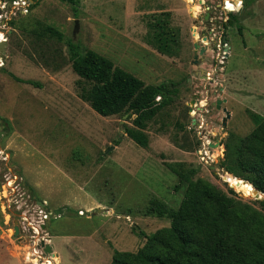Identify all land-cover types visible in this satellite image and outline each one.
<instances>
[{"label":"rangeland","instance_id":"374dc122","mask_svg":"<svg viewBox=\"0 0 264 264\" xmlns=\"http://www.w3.org/2000/svg\"><path fill=\"white\" fill-rule=\"evenodd\" d=\"M220 1L80 0L73 12L58 0H39L0 27L6 43L0 66V125L5 130L0 144L15 135L23 147L17 150L15 141L12 148L31 162L28 172L35 165L43 168L46 161L54 163L81 194L73 192L72 198L83 216L66 207L64 213L41 209L60 219L49 217L37 238L52 225L71 221L64 230L73 239L52 251L57 255L53 261L109 264L113 250L134 253L144 236L167 228L169 218L145 215V210L150 198L177 210L186 184L174 188L176 176L168 166L195 169L192 180L210 183L236 202V211L253 214L263 227V195L254 198L244 176L227 173L222 162L225 144L253 130L252 115L264 119V0L245 7L240 3L235 20L225 28L230 19L228 14L225 23L219 19ZM160 24L170 46L166 54L156 49L161 46L154 37ZM68 42L106 58L144 85L180 82L173 102L145 123V149L126 135V129H135L134 114L101 117L79 99L89 84L72 72ZM7 73L40 88L16 82ZM222 109L229 115L224 126ZM8 166L20 176L11 160ZM5 172L0 166V264H28L24 257L31 252L30 226L37 223L39 207L24 182L13 195L5 191ZM88 205L92 208L85 211ZM98 209L103 212L95 214ZM9 241L17 246V257L9 254Z\"/></svg>","mask_w":264,"mask_h":264},{"label":"trees","instance_id":"16d2710c","mask_svg":"<svg viewBox=\"0 0 264 264\" xmlns=\"http://www.w3.org/2000/svg\"><path fill=\"white\" fill-rule=\"evenodd\" d=\"M58 1L68 4L73 12L80 2ZM253 1L242 0V7ZM38 2L31 0L29 9L35 8ZM228 16L230 20L224 28L235 20L233 13ZM159 26L154 37L161 46L157 45L156 49L166 54L170 46L166 45V38H162L165 31L161 24ZM46 30L60 38L58 33ZM237 32L241 34L240 27ZM171 37L169 34L168 41ZM67 54L72 72L89 84L88 89L80 90L79 99L101 117L134 114L135 129H126V135L135 145L145 149L148 144L143 133L145 123L173 102L180 82L144 85L113 67L106 58L90 50H81L77 43H67ZM7 75L16 82L40 88L37 82L19 79L11 73ZM252 118L255 126L248 135L225 144L222 168L229 174L244 176L253 190L264 195V119L259 115H252ZM168 169L176 176L174 188L186 184L181 202L177 210L169 211L165 204L150 198L145 215L167 217L169 226L144 236V244L134 253L113 250L109 264H264V225L260 228L253 214L236 211V202L210 183L192 180L195 169L181 171L173 166Z\"/></svg>","mask_w":264,"mask_h":264},{"label":"crops","instance_id":"0c3cea01","mask_svg":"<svg viewBox=\"0 0 264 264\" xmlns=\"http://www.w3.org/2000/svg\"><path fill=\"white\" fill-rule=\"evenodd\" d=\"M15 141L18 142L17 150L21 151V147H23L22 143L21 141L16 139L15 135H13L5 142V146L8 150H10V160L14 163V166H16L20 172L19 174L21 182H24L23 184H25L28 192H30V194L34 198H36L34 201L41 202L43 204L42 209H63L62 213H64V209L66 207L68 209H71V211H76V213L81 212V216H83L84 212L81 209L77 208L75 204L76 201H74V199L72 198L73 192L76 193L77 191H79V187L70 186V184L68 183V174L64 170V168L46 161L43 168L35 165V167L31 169L30 172H28L31 167V162L27 159V157H21L20 155H18V151L12 148V146H15ZM65 193H69L71 195V198H65ZM77 194L81 195L78 192ZM91 208L92 207L88 205L85 211H90ZM69 222L71 221H60L59 223L52 225L49 228V231L46 232L48 234V246L50 247L51 251L54 250L55 252H57L60 245L64 247L69 246L70 241L73 239V236L71 235V233L64 230V227ZM9 242H11L10 245H12L13 248L11 252L9 251V254L11 256L17 257L18 252H16L14 249V247L16 248L17 246H15L12 241ZM55 252H53V254L56 255Z\"/></svg>","mask_w":264,"mask_h":264},{"label":"built area","instance_id":"2783aa9c","mask_svg":"<svg viewBox=\"0 0 264 264\" xmlns=\"http://www.w3.org/2000/svg\"><path fill=\"white\" fill-rule=\"evenodd\" d=\"M241 1L238 0H221L218 4V9L223 13L221 16H219V19L222 20V22H226V14L229 13H236L238 7L240 6ZM30 1L29 0H9V1H0V27L5 28L6 23L9 20L10 17H13L17 12L18 13H27V8L29 7ZM230 9H228V6ZM237 7V8H236ZM236 8V9H235ZM228 17V16H227ZM0 38L3 40L0 42H5V37L3 36V33L0 32ZM0 66H1V59H0ZM10 162V154L5 146H2L0 144V166L4 167L6 169V172L3 173L2 177L5 180L4 182V189L5 191H8V194L13 195L15 191H18L20 188V176L16 174L14 171L9 169L8 164ZM34 205H36L34 203ZM37 223L35 226H30L31 231L33 232V241H32V248L31 252L27 253L25 255L24 260L25 262H28V264H55V262L52 260L53 258V252L50 251V254H45L43 252V246L42 245H48V238L47 234L44 232V236L37 238L38 230L44 231V222L49 219V217L52 218H59L60 215L57 214L53 216L52 214H49L48 212H44L41 209L37 208ZM78 215H82L81 212H77Z\"/></svg>","mask_w":264,"mask_h":264},{"label":"water","instance_id":"95a60500","mask_svg":"<svg viewBox=\"0 0 264 264\" xmlns=\"http://www.w3.org/2000/svg\"><path fill=\"white\" fill-rule=\"evenodd\" d=\"M238 1H240V0H238ZM204 19H206V17H205ZM76 30H77V23H76V21H74V25H73V29H72V40L74 39V36H75ZM5 46H6V43H5V42H0V59H3V57H4V48H5ZM194 48H196V45H194ZM199 53H202V49L199 51ZM193 60H194V61H193V64H197V61H196V55H194V59H193ZM219 104H220V101H216V102H215V108H216V109H219ZM222 111H223V113H224V118H223L222 121H221V125L224 126V124H225V119H227V118L229 117V115H228V113H227L224 109H222ZM4 132H5V130H4L3 126L0 125V139H1L2 136L4 135ZM111 149H112V147H111ZM252 194L254 195V198H258L259 195H260V194H258V192L255 191V190H253ZM263 196H264V195H263ZM35 204H36L40 209L43 208V204H42L41 202L36 201ZM101 212H103V210H101V209H98V210L96 211V213H101ZM17 233H18V229H17V227H14V235H17ZM42 246H43V252H44L45 254H50V251H51V250H50V247H49L47 244H46V245H42Z\"/></svg>","mask_w":264,"mask_h":264},{"label":"bare ground","instance_id":"6f19581e","mask_svg":"<svg viewBox=\"0 0 264 264\" xmlns=\"http://www.w3.org/2000/svg\"><path fill=\"white\" fill-rule=\"evenodd\" d=\"M3 39L0 38V41H2ZM53 258V257H52ZM53 260V259H52ZM55 264H58V261L57 260H54Z\"/></svg>","mask_w":264,"mask_h":264},{"label":"flooded vegetation","instance_id":"af4514ba","mask_svg":"<svg viewBox=\"0 0 264 264\" xmlns=\"http://www.w3.org/2000/svg\"><path fill=\"white\" fill-rule=\"evenodd\" d=\"M228 6V5H227ZM228 9H230V7L228 6ZM234 14V13H233Z\"/></svg>","mask_w":264,"mask_h":264}]
</instances>
